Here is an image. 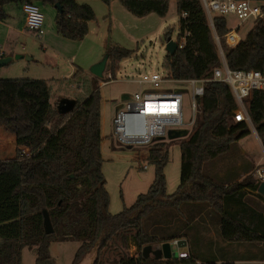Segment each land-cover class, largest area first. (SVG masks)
I'll return each mask as SVG.
<instances>
[{
	"label": "trees",
	"instance_id": "trees-1",
	"mask_svg": "<svg viewBox=\"0 0 264 264\" xmlns=\"http://www.w3.org/2000/svg\"><path fill=\"white\" fill-rule=\"evenodd\" d=\"M81 0H0V20L7 18L5 5L24 2L59 3L56 32L70 40H81L88 23L95 19L92 7ZM110 4L114 0H101ZM135 16L149 13L165 16L171 0H117ZM178 14L177 49L163 58V67L175 78L210 76L220 63L215 34L219 36L227 65L232 69H260L264 62L263 15L234 47L224 35L234 24L225 14L212 15L210 25L202 0H174ZM21 8V7H20ZM183 12L186 16H182ZM233 17V16H231ZM240 27V26H239ZM171 30L164 31V40ZM132 50L108 45L105 55L109 71L116 76L122 59ZM82 68L77 67L74 77ZM22 95L24 103L10 113V96ZM44 80L0 79V123L16 131L14 154L0 159V264H23L24 247L34 248L35 264H56L49 252L51 242L78 241L71 264L80 263L95 249L91 264H236L227 256L203 254L200 244L206 225L215 227L228 242L264 244V212L248 199L256 192L250 171L236 176L205 171V165L226 154L231 143L250 132L249 123L234 121L237 104L230 86L212 81L199 99L200 118L191 135L180 142V179L173 193L166 192L164 167L168 162L166 142L155 140L147 159L154 164V178L145 193L117 213L108 209L109 194L102 172L100 90L93 76L92 89L79 106L68 113L57 110L58 99L50 103ZM24 107V108H20ZM251 123L264 146V90L252 91L246 102ZM15 108V107H14ZM16 117L20 125L11 121ZM263 197V196H262ZM43 210L53 231L45 233ZM156 219H155V218ZM154 218V219H153ZM202 225V226H201ZM185 239L186 255L146 259L142 248L153 243ZM134 245L137 255L128 247ZM85 259V258H84ZM240 260H247L242 256ZM112 264V263H107Z\"/></svg>",
	"mask_w": 264,
	"mask_h": 264
},
{
	"label": "rangeland",
	"instance_id": "rangeland-1",
	"mask_svg": "<svg viewBox=\"0 0 264 264\" xmlns=\"http://www.w3.org/2000/svg\"><path fill=\"white\" fill-rule=\"evenodd\" d=\"M80 2L90 5L95 13V19L89 22L87 35L81 40L66 39L56 33V8L50 4L38 3L43 13L45 26V32L41 38L23 28L24 13L18 4H6L4 8L8 13V19L5 23L0 22V46L5 55L11 57V60L0 67V77L5 80L24 78L44 80L50 90L51 104L55 99L59 101L64 97L81 100L92 89L93 75L90 73V67L105 56V49L108 45L118 44L132 50L130 56L121 60L116 80L101 84L109 71V60H107L103 76L97 78V87H99L101 95L102 141L100 147L103 157L101 167L110 199L108 209L111 213H117L124 206H131L139 194L147 191L153 181L155 167L147 159L148 150L152 144L135 145L130 148L117 144L112 128L115 109L122 103L124 93L132 94L138 90L139 85L131 80L137 79L145 73H165L163 58L167 51L164 31L170 29V38L176 40L179 17L174 0L169 2L168 11L163 17L155 13L142 17L135 16L117 0L110 4L101 0H81ZM226 16L228 23L238 24L239 19L231 17V15ZM7 22L12 23L13 30L7 28ZM253 24L254 19L242 22L237 30L238 35L243 37ZM19 28H23L24 31L20 32ZM17 55L20 56L16 57ZM77 67H82L84 70L74 77ZM178 86L180 85H160V87L169 88ZM183 113L185 118L190 114L188 96L184 98ZM199 113L198 111L196 114V120L200 118ZM0 128L6 130V126L2 123H0ZM249 128L248 134L231 143V148L226 154L205 165V171L208 174L211 172L219 175L226 174L230 177L236 176L240 180L247 171L251 170L250 172H252L255 166L264 164L263 143L252 123L249 124ZM193 129L194 126L189 127L188 134L184 137L160 139L166 142L168 151V162L164 167L167 193H173L179 184L180 142L187 139ZM23 146L24 148H22L27 151L28 148L25 147V144ZM5 152L6 149L0 151V159L5 158ZM144 165H146L145 168H143ZM262 196L249 191L247 199L264 212V196ZM203 229H206L203 233V248L207 247H204L206 242L212 240V246L207 249L219 256L233 258L241 255L247 258L251 254H260L259 249L264 248L263 243L225 241L218 236L215 227L211 225H206ZM214 241L217 244H214ZM159 244L153 243L150 246L155 251ZM78 246V241H54L50 244L49 252L54 257L56 264H71ZM148 246L142 248V255L146 259H151L150 257L154 256L151 251L146 250ZM128 250L131 255L138 254L134 245H130ZM183 251L186 252L187 249L184 248ZM95 254V249H93L78 264H91ZM35 255L34 248L24 247L22 263L35 264ZM177 255L186 254L178 252ZM104 258H108L107 263H114L115 259L112 253H106Z\"/></svg>",
	"mask_w": 264,
	"mask_h": 264
},
{
	"label": "built area",
	"instance_id": "built-area-1",
	"mask_svg": "<svg viewBox=\"0 0 264 264\" xmlns=\"http://www.w3.org/2000/svg\"><path fill=\"white\" fill-rule=\"evenodd\" d=\"M202 3L211 26H213L212 14L214 13L231 15L239 19L238 24L224 35L225 44L229 47L239 43L241 37L237 30L242 22L248 19L257 20L263 15L260 3L253 0H202ZM20 7L24 13L23 28L40 38L45 32V26L39 4L24 2ZM182 16H186V13L183 12ZM215 40L218 45L220 63L212 69L210 76L175 78L165 68L164 74L145 73L131 80L136 82L139 88L132 94L122 95V103L116 106L112 119L113 136L118 145L147 146L155 140L166 137L170 129H188L194 126L196 114L200 110L199 99L204 93V86L212 81L225 82L230 86L237 104L232 114L233 120L251 124L246 100L252 91L264 90V62L260 69H232L227 65L220 38L216 34ZM2 55L0 51V58ZM113 80H116V76H112L111 72L107 71L106 79L101 81V84ZM161 84H179L180 86L160 87ZM185 96L189 97L190 114L187 118L183 113ZM145 167L146 165L143 166ZM251 175L258 192L259 184L264 182V164L255 166Z\"/></svg>",
	"mask_w": 264,
	"mask_h": 264
},
{
	"label": "water",
	"instance_id": "water-1",
	"mask_svg": "<svg viewBox=\"0 0 264 264\" xmlns=\"http://www.w3.org/2000/svg\"><path fill=\"white\" fill-rule=\"evenodd\" d=\"M54 7L58 10H61V6L59 3H55ZM178 44L175 40H172L170 37H168L165 41V49L169 54H173L175 50L177 49ZM20 55H17L16 57H19ZM11 60L10 56L1 57L0 58V67L5 65ZM108 60V56L105 55L100 61L94 63L90 67V73L97 77L101 78L103 76V72L105 70V66ZM79 104L76 103V100L74 98H61L57 104V110L64 114L71 112L73 109L77 108ZM188 134V129L186 128H179V129H170L167 132L166 137H163L162 139H174L179 137H184ZM130 148L131 146H125ZM257 191L259 194L264 196V182H261L257 188ZM43 227L45 233L49 234L53 231V227L50 221V218L48 216V213L46 210H43ZM187 241L185 239H178L174 242H163L159 245H157L156 250L154 251L153 248L149 245L146 250H149L152 252V256L154 257H164L169 258L171 256H174L177 253L178 248L186 246ZM148 256V255H147ZM149 257V256H148ZM152 258V257H150Z\"/></svg>",
	"mask_w": 264,
	"mask_h": 264
},
{
	"label": "crops",
	"instance_id": "crops-1",
	"mask_svg": "<svg viewBox=\"0 0 264 264\" xmlns=\"http://www.w3.org/2000/svg\"><path fill=\"white\" fill-rule=\"evenodd\" d=\"M150 14L151 13H149V14H147L145 16H148ZM7 19H8V13H7V18L5 20H3V21L0 20V22L5 23V21ZM88 25H89V23H88ZM6 26H7L8 29L13 30L12 23L7 22ZM19 31L23 32L24 30H23V28H19ZM0 51L3 54L2 57H6V55H5L4 51L2 50L1 46H0ZM75 67H76V65H75ZM80 68H82V67H80ZM82 70H84V69L82 68ZM75 71H76V68H75ZM0 79H1V77H0ZM9 101L11 102V108L9 109V111H10V113L12 112V114H13V112L16 111V107L17 106H19L21 103L22 104L24 103V101L22 100V95H16L15 92L10 96V100ZM49 101H50V99H49ZM20 108H24V107H20ZM10 119L14 123H17L18 125H20V122L16 121V117L12 116ZM24 144H25L24 142L21 143V144H19L17 142V140H16V131L15 130L12 131V130L7 129V128H6V130H4V129L0 128V151H3L4 149H6V152H5L6 156L5 157L12 156L14 154V151H15L16 147H20V148L23 147L24 148V146H23ZM25 147L27 148V146H25ZM24 151H26V150H24ZM211 243H212V240H210L209 242H206V245L204 244V247L205 246H207V247L203 248V240H202V243L200 244V247H201V251L203 252V254L206 253L208 255H212V253H214L211 250L208 251V249H207V248H210L212 246ZM214 244H217V242L214 241ZM184 248H186L187 251H188V245L186 244L185 247L178 248L177 253L179 252V253H182V254H187V251L186 252L185 251L182 252V250ZM259 250H260V252H259L260 254H251L249 257H247V260H240V258H242L241 255L234 256L233 259H236V260L233 261V262H235L236 264H264V248H261ZM254 251L257 252L256 249H254ZM206 254H204V255H206ZM214 254H216V253H214Z\"/></svg>",
	"mask_w": 264,
	"mask_h": 264
},
{
	"label": "clouds",
	"instance_id": "clouds-1",
	"mask_svg": "<svg viewBox=\"0 0 264 264\" xmlns=\"http://www.w3.org/2000/svg\"><path fill=\"white\" fill-rule=\"evenodd\" d=\"M105 71V70H104Z\"/></svg>",
	"mask_w": 264,
	"mask_h": 264
}]
</instances>
